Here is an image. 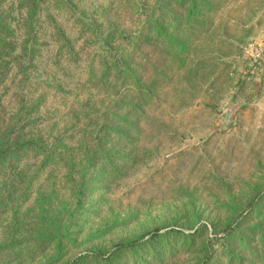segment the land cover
I'll use <instances>...</instances> for the list:
<instances>
[{"label":"rangeland","instance_id":"obj_1","mask_svg":"<svg viewBox=\"0 0 264 264\" xmlns=\"http://www.w3.org/2000/svg\"><path fill=\"white\" fill-rule=\"evenodd\" d=\"M0 39V264H264V0H0Z\"/></svg>","mask_w":264,"mask_h":264},{"label":"trees","instance_id":"obj_2","mask_svg":"<svg viewBox=\"0 0 264 264\" xmlns=\"http://www.w3.org/2000/svg\"><path fill=\"white\" fill-rule=\"evenodd\" d=\"M2 46H3V41L2 39H0V50L3 49ZM7 65L8 64H4V62L0 59V72H4Z\"/></svg>","mask_w":264,"mask_h":264}]
</instances>
